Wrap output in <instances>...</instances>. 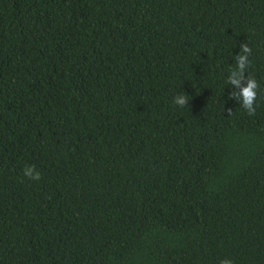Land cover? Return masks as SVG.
<instances>
[{
  "label": "trees",
  "instance_id": "16d2710c",
  "mask_svg": "<svg viewBox=\"0 0 264 264\" xmlns=\"http://www.w3.org/2000/svg\"><path fill=\"white\" fill-rule=\"evenodd\" d=\"M225 258L264 264V0H0V264Z\"/></svg>",
  "mask_w": 264,
  "mask_h": 264
},
{
  "label": "clouds",
  "instance_id": "9594fccd",
  "mask_svg": "<svg viewBox=\"0 0 264 264\" xmlns=\"http://www.w3.org/2000/svg\"><path fill=\"white\" fill-rule=\"evenodd\" d=\"M241 50H242V54L235 58L236 67L230 71V74L227 78V83L239 85L240 81L244 78L243 71L246 67V62H249L247 54L251 53V48L247 44H242ZM258 87L259 85L257 81L254 78L249 77L247 86L244 87L240 93L233 92L230 93L229 95L231 98L234 97L237 100H240L242 96V102H241L242 106L244 107V109L247 110L249 115H254L255 114L254 105L257 98ZM188 101L189 99L187 95H178L174 98L175 104L181 107L187 105ZM23 172L26 177H29L33 180L38 181L41 179V174L39 171L35 170L34 165L26 166ZM219 264H233V261L230 258H225L222 259L219 262Z\"/></svg>",
  "mask_w": 264,
  "mask_h": 264
}]
</instances>
